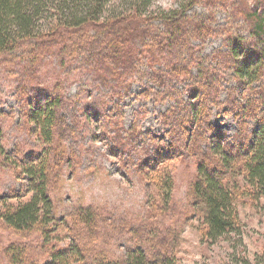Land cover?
<instances>
[{
  "label": "trees",
  "instance_id": "obj_1",
  "mask_svg": "<svg viewBox=\"0 0 264 264\" xmlns=\"http://www.w3.org/2000/svg\"><path fill=\"white\" fill-rule=\"evenodd\" d=\"M115 1L0 0V72L9 79L7 86L13 89L17 103L24 105L31 135L37 133L47 147L35 155L29 153L33 159L21 161L29 196L22 199L26 195L11 198L0 195V221L20 233L37 229L42 256L39 258V253L29 251L31 245L11 243L6 248L9 256L6 264H179L176 257L179 232L163 225L167 218L164 215L172 211L173 178L166 167L156 172V197L147 196L144 215L133 217L135 225L120 224L116 219L114 223V217L105 219L100 210L96 213L94 209L78 208L73 220L77 226L93 233L94 239L86 240L87 245L70 239L67 246L58 247L50 243L57 217L49 192V161L60 160L55 158L56 148L61 149V143L71 137L79 111L86 121L91 118L106 124L112 112L110 105L130 94L132 83L142 76L157 90L146 86L140 95L152 98L165 94L179 105L180 114L188 109L187 118L191 120L192 116L200 128L205 124L209 133L203 107L216 101V94L223 88L216 70L230 69L234 79L246 85L249 92L253 91L259 99L264 95V87L253 85L264 75L260 68L264 65V0L257 2V8L251 7L252 11L246 8L244 0H186L179 8L159 12L142 8L151 0L144 4L142 0H132L135 7L129 12L112 7ZM123 1L128 4L129 0ZM226 1L231 19L226 23L228 30L244 16L252 37L259 38L262 50L255 48L253 40L226 35L228 52L201 55V43H195V38L209 37L213 28L220 25L211 21L210 10L207 17L196 18L195 14H188V9L194 4L216 6ZM254 43L259 45L257 41ZM253 57L257 60L252 61ZM207 60L217 61L219 69H205ZM193 68L200 75V82L193 76ZM74 82L77 95L68 97L67 88ZM177 84L195 92L188 104L183 101ZM225 103L231 111L245 110L244 115L256 111L252 101L249 100L250 107L246 108L248 105L237 102L231 92ZM262 105L257 123L245 132L240 130L237 147L228 144L225 149L217 133L210 138L209 148L203 150L201 133L191 136L193 131L181 144L183 132L187 134L189 130H185L188 123L174 115L177 111L162 116L161 126L167 129L168 145L163 141L142 145L147 157L144 161L138 160L139 170L143 163L151 166L158 158L180 149L189 150L195 157L190 196L201 213L204 237L211 243L232 239L235 244L238 239L241 245L236 198L249 196L257 201L264 197ZM62 113L67 114L66 119ZM116 133L115 145L130 156L125 139H136L135 127H119ZM50 147L54 153H49ZM3 153L0 145V154ZM206 153L209 154L206 156ZM122 243L128 245L122 247ZM119 247L123 249L119 251ZM233 259V264H251L244 256H233ZM256 264L260 263L256 261Z\"/></svg>",
  "mask_w": 264,
  "mask_h": 264
},
{
  "label": "rangeland",
  "instance_id": "obj_2",
  "mask_svg": "<svg viewBox=\"0 0 264 264\" xmlns=\"http://www.w3.org/2000/svg\"><path fill=\"white\" fill-rule=\"evenodd\" d=\"M259 1L244 0L246 8H249L250 11L254 7L257 8ZM145 2L146 0H142L143 4ZM185 2L186 0H151L142 8L147 12H159L179 8ZM111 6H117L125 12L132 11L135 7L132 0H129L128 4H125L123 0H116ZM209 10L213 14L211 21L220 26L214 27L213 33H210L209 37L203 38V41L195 38V43H201V55L213 56L217 51L220 54L228 52L226 35L229 37L234 35L244 41L253 40L255 48L262 50L259 48L261 46L259 38L256 37L257 35L255 38L252 37V31L248 28L249 25L244 16L234 21L233 28L231 31L228 30L226 23L231 19H229L227 1L225 4L216 6L194 4L188 9V14H195L196 18L207 17ZM260 12L262 13L261 7ZM187 39H189L188 34ZM254 41H257L259 45H256ZM260 43L262 44V42ZM254 58L257 60L256 57H253L252 61L255 60ZM206 62L209 63L205 65V69H219L220 65L217 61L207 60ZM260 68L264 70V65L262 64ZM143 69L144 66L141 65L140 70ZM192 72L197 82H200L201 77L197 70L193 68ZM216 72H218L223 88L216 94V101L203 107V111H206L204 122L210 125V133L205 124L201 128L198 127L200 125L194 123L190 113L191 120L187 118L186 110L188 109L180 114V111H177L179 105L174 103V99L165 97V94L153 95L152 98L140 95L146 86L153 88L151 90H157L155 85L143 76L132 83L130 94L112 106L110 105L109 109L112 112L109 118L111 121L108 119L106 124L103 122L105 125L101 121H94L91 118L86 121L85 116L81 115L82 112H78L77 125L71 137L61 143V149L56 148L55 158L60 160L58 163L52 162V159L49 161V192L57 217V221L52 225L54 231L50 233V236L53 237L50 241L51 244L55 243L58 247H63L67 246L71 239L80 245H87L86 240L94 239L93 233H89L84 226L83 228L77 226L73 220L72 216L78 208L94 209L96 213L100 210L103 218L109 220V217H114V223H117L116 220L124 225L132 224V220L136 222L133 217L138 218L145 213L147 196L156 197L157 189L154 187L157 181L155 179L156 172L159 173L158 170L166 167L173 178L170 201L172 211L164 215L167 218L166 221H163V225L179 232L180 242L176 254L179 264H233V256H244L251 264H256V261L264 264V197H260L257 201L252 200L249 196L236 198L241 226V245H238V239H235V244L231 242L232 239L230 241L220 239L211 243L204 237L205 226L201 221V213L195 208L196 204L190 196V184L194 179L196 169V159L192 154H189L191 152L180 149L176 153L158 158L151 166H146L143 163L140 165V170L138 167L140 164L138 160L144 161L147 157L142 145L161 141L168 145L165 135L167 129L161 126L162 116L167 112L172 114L177 111L174 115L180 116L184 123L185 121L188 123L185 130L189 131L187 134L183 132L180 143L183 144L184 139L189 137L192 131L191 136L200 132L203 141L199 146L203 150L209 148L210 138L213 135H218L217 133H219L218 139L225 149L228 144L237 147V136L240 134V130L245 132L246 129L257 123V113L263 107L264 95L261 96L262 99H259V96L257 98L252 93L253 91L249 92L246 85L240 84L234 79L230 69L220 68ZM8 84H10L9 79L0 72V145L4 152L0 154V195L10 198L26 195L22 197L24 199L29 196L28 182L23 175L21 161L27 162L33 159V156L28 155L29 153L35 155L47 147L42 144L37 133L31 135V130L26 126L24 105L17 103V97L13 94V89L7 86ZM253 85L263 88L264 75ZM176 87L185 104H188L195 92L187 91L182 84H177ZM230 92L241 104L248 105L249 100L252 101V105L256 108L255 113L244 115L245 110L231 111L229 105L225 103ZM66 94L68 97H75L77 83H70ZM249 107L248 105L246 108ZM62 114L66 119L67 114ZM114 123H117L118 126L113 125ZM133 126L137 132L134 134L136 139H125L131 151L132 157L130 158L131 155L128 156L127 152L121 151L115 145L116 137L114 135L116 136V130L119 127L129 129ZM48 149H50L49 153L55 151L51 147ZM140 176H145V178L141 179ZM14 201L13 199L12 202ZM40 241L37 229L32 232L20 233L0 221V264L8 262L9 256L6 248L11 243L31 245L32 248H29V251L39 253L38 257L41 258L43 250H39L37 244L41 245ZM124 244L128 245L122 243L121 246L123 247ZM121 248L119 247L118 250L121 251L123 249Z\"/></svg>",
  "mask_w": 264,
  "mask_h": 264
}]
</instances>
